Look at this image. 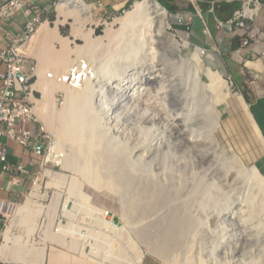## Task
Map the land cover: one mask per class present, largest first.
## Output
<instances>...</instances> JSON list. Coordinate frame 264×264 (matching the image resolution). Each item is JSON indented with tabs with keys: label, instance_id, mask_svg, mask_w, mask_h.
Returning a JSON list of instances; mask_svg holds the SVG:
<instances>
[{
	"label": "rangeland",
	"instance_id": "rangeland-1",
	"mask_svg": "<svg viewBox=\"0 0 264 264\" xmlns=\"http://www.w3.org/2000/svg\"><path fill=\"white\" fill-rule=\"evenodd\" d=\"M66 1L70 0L56 4L49 15L34 25L28 37L15 45L23 46L24 56H21L32 85L29 99L34 108L37 107V101H44V92L35 87L40 78V63L46 56L44 53L48 54L50 60L61 54L66 56V63L60 69L51 67L47 70L51 80L56 77L61 79L71 68H80L84 63L89 66L91 63L90 67L96 71L103 69V65L106 69L110 66V73L105 72L104 75L101 72L99 79L92 83L89 111L91 119L98 118L100 121L97 127H93L96 136L103 137V143L112 145L115 152L118 151L115 154L118 164L116 162L113 170L117 174L113 176L112 171L105 172L109 184L114 180L113 186L101 181L102 185L97 188L84 173L66 168L63 163H47L53 154L61 156L60 160L69 158L83 162L84 158L70 145L61 147L58 127H50L45 117L35 112L38 122L46 130L41 138L46 144V152L41 157L25 196L11 203L18 204L19 209L26 208L32 200L30 194L37 187L42 199L36 202L43 209L37 210L34 218L35 222H39H33L35 225L45 229L55 224L49 229L50 235L61 237L58 229L61 223L72 227V236L82 245H88V254L92 251V245L99 247L96 257H82L56 244H50L49 248L68 252L87 264H138L139 256L143 259L139 264H264V218L262 215H245L239 211L241 208L246 211L256 204L251 192L255 187L243 175L245 181H239L237 172L242 171L244 166H256L261 172L258 164H264V135L258 126L261 133L257 130L248 112L235 97L239 95L244 98L248 106L243 94L223 71L211 65L209 54L205 51L206 55L202 57L205 64L229 83L230 92L235 96L219 105L222 123L214 138L209 122L212 115L202 111L204 109L201 107L202 110L199 109L198 105L195 107L191 129L196 137L204 139L207 147L202 145L194 148L188 145L181 136V123L176 125L179 130L172 122L175 115L183 111L174 105L172 83H176L177 79L173 81L170 75H164L165 81L161 86L159 83L144 86L138 92L141 99L136 100L138 103L125 99L115 104L117 94L111 86L124 85L131 77L140 79L147 73L151 62L147 52L141 49L137 56L115 54L116 46L109 45L108 33L110 31L115 37L125 40L129 32L118 20L133 11L136 4L143 0H136L125 11L117 14L103 12L95 4L84 0L92 11L94 22L86 27L74 18L66 20L60 14L59 5ZM167 15V22L171 24L168 12ZM45 24L53 32V38L48 44L35 47L33 39ZM169 32L181 44L189 47H185V57L198 51L199 48L189 37L178 34L172 24ZM88 33H93L92 41L104 42L102 48L92 51L97 56L95 59L93 55H85L80 51L86 48L87 42L83 36ZM135 48L139 49L137 45ZM172 70L177 72L176 68ZM190 75L183 71L186 80ZM184 95L193 102L190 91L187 90ZM67 105V94L64 90H57L50 99L48 113L57 116ZM110 109L114 115L109 114ZM158 109L162 111L161 115L156 112ZM149 114L159 115L157 121H146ZM34 129L38 134V129ZM106 145L86 139L82 155L95 149L99 153L96 158L100 159L102 151H107ZM205 148L215 157L199 156L198 152ZM126 157L132 164L129 167L123 164V158ZM258 192L257 196H260ZM209 195L212 200H208ZM6 216L7 220L1 223L0 248L4 244L7 229L15 226L14 234L19 239L18 249L15 247L13 253L21 252L28 260L35 262L40 246L24 244L21 247L28 233L24 226H19V220L21 216L26 217V213L20 217ZM232 218L238 220L232 221ZM30 238L41 243L37 232ZM67 239L68 242L72 241L71 237ZM0 260L5 264H13L3 259L1 249Z\"/></svg>",
	"mask_w": 264,
	"mask_h": 264
},
{
	"label": "bare ground",
	"instance_id": "bare-ground-1",
	"mask_svg": "<svg viewBox=\"0 0 264 264\" xmlns=\"http://www.w3.org/2000/svg\"><path fill=\"white\" fill-rule=\"evenodd\" d=\"M58 11L65 17L66 20L69 17H72L77 22H81L85 27L89 23H94L92 11L84 0H70L64 3L62 2L59 5ZM167 16V11L160 4H158L156 0H143L142 2L136 4L133 11L127 13L124 18L118 20L121 22L122 26L129 32V36L126 37L125 40H122V37H115L109 31L107 38L110 42V46H116L117 52L115 54L121 53L127 54V56H137V53L140 52L138 50L141 49L147 52L146 55L151 62V64L148 65L147 73L145 75L143 74L140 79L131 77L124 85L111 86L112 91L117 94V101L115 104L124 101L125 99L141 101V99L139 98L140 96H138V92L142 91V88L146 85L159 83V86H161V84L165 81L164 75L168 74L173 77V81L177 79L176 83H172L173 92L171 95L174 98V105L181 108L183 111V113L181 114L177 113L178 115H175V118L171 117V119L173 118L172 122L175 125V128L177 123L180 122L181 124L179 127L182 130L181 136L184 138L188 145L194 148L201 147L202 145H204V147H207V143L204 141V139L196 137L194 135V131L191 129L195 107L198 105L199 109L202 108L204 109H201L202 111H205L206 113L213 116L212 117L211 115H209L211 116V118L208 119L213 131L214 138L215 133H217L216 130H218L222 123L223 115L219 111V105L225 103L228 99L235 95L232 96L229 88V83L224 80L218 72L214 74L212 68L208 67V65L205 64V61L202 58L204 55H206L205 50L199 48L198 51H194V53L191 54L190 57H185L184 50L187 46H185V44H181V42L177 40L176 36L169 32L170 26L167 22ZM118 34L120 33L118 32ZM53 35V32L46 24L42 25L39 28L37 35L33 39V45L35 47H40L41 45L48 44L50 39L53 38ZM92 36L93 33H88L83 36L85 41L87 42V45L86 48L80 51H83L85 55H93L95 59L97 56L95 55V53L92 54V51H94L96 48H102L104 46V42H94L92 41ZM136 45L139 49L135 48ZM22 49L23 46H19L16 51L19 55L24 56V54L22 53ZM44 54L46 56H43L42 62L40 63V78L35 87L41 89L44 92L45 97L43 102L37 101V107L34 108V110L37 114L45 117L50 127H53L54 129L58 127V142L61 147L64 145H70L77 154L84 158L83 162L77 161L75 159L69 160V158L60 160L61 156L53 154L50 155L49 159L46 162H54L55 164L63 163L66 168H74L76 171L84 173L88 176L89 181L95 184L97 188L98 186L102 185L103 182L100 183L101 181L106 182L108 185L113 184L114 180L112 181L113 183L110 182L109 184L110 180H107L108 178H105V176L108 177L107 175H105V172L112 171L113 176L117 174L116 172V174H114L113 170L114 167H116L115 164L117 162V158L115 154L118 151L115 152L116 150L112 148V145L110 146L109 144L106 145V143H103V141H105L103 137L100 138L99 136H96L97 134L95 133L97 132H95L96 130L94 128L97 127V122L100 121L97 120L98 118L91 119L89 111L91 110L90 95L92 94L93 90L92 83L99 79V75L101 72L104 75H106L105 72L110 73L112 71L109 69L110 66H108L106 69V67H104L103 65V67H101L103 69L100 68L101 70L96 71L93 67H90L91 63L90 66L88 63H84L80 68L73 67L67 73L65 72V76L62 75L61 79L56 77L55 79L51 80V77L47 75V70L51 69V67L60 69L62 65L66 63V56H64V54H61L58 57L56 56V58H54L53 60H50L47 57L48 54ZM172 68H176L177 72H173ZM184 70L186 72V75L187 72L191 74L190 76H188L187 80L183 76ZM57 90L65 91V93L67 94L68 105L57 116L53 117L48 113V107L50 106V99L52 98V94ZM187 90L191 92L192 95L190 98L193 100V102H190L189 99L185 97L184 94H186ZM235 97H237V102L240 104V106H242V108H244L248 112L255 125V122L249 112V107L247 106L244 98L240 97L239 95H236ZM191 106H193V109ZM156 112L161 115L162 111L158 109L156 110ZM109 114L114 115L111 109L109 110ZM159 115L157 116L149 114L147 115L148 117H146L145 120L149 123H153L157 121ZM256 128L258 130V127ZM86 139L91 141L97 140L102 145H106L105 147H107V151L104 150L102 151V153L100 152L102 154L100 155V159L96 158L97 154L99 153L95 149H91L89 154L82 155V150L85 145ZM198 153L199 156L201 154L203 158L208 156L215 157L210 152V150H207L206 148L199 151ZM123 159L120 158L121 161L123 160V164L126 167H129L131 164L130 159H128L127 157ZM106 165L107 167H105ZM223 166H225V164H223ZM46 173L49 174L50 172L46 171ZM242 175L245 180L251 181L253 187H255L253 188V190H251V192L255 196L253 200L255 201L254 204L256 205L249 207L246 211L241 208L239 210L240 213L253 216L262 215L264 218V177L256 166H253L251 168H247L246 166L242 167V171L240 170L237 172V179L239 181H245ZM37 183L38 182L36 181V184ZM258 190L261 193L260 196H257V194L259 193ZM30 195L32 200L26 208L19 209L18 204L8 202L4 204L5 206L3 205L2 209L7 215L12 217H20V215H22L24 212L26 213L27 216H21L19 220V226L21 228L22 226H24L25 232L28 233L23 241H20L22 243L21 247L24 244H31V246H40L38 259L35 262H31L25 257L23 253H13V249L15 247H17L18 249L19 238H17V236L14 234V230L16 229L15 226H11L5 232L4 244L2 249V254L5 257L6 262L15 264L42 263L45 261L47 250L50 244H56L64 248H69L71 251L78 253L82 257H96V250L99 247L92 245V251L90 254H88L86 251L88 245H82L78 240H76V237L74 235L72 236V227L63 226L61 223H59L60 225H58V229L62 235L61 237H57L56 235L51 236L49 232L50 227L55 224H51V226H49L48 228L46 227L45 229L44 227L35 225L33 223L35 222L34 216H37V210L43 209V207L39 206L37 204L38 202L36 201L42 199V197L39 195V189L37 187L33 189ZM212 199L213 198H211L209 195L208 200ZM66 214L69 215L68 213ZM107 216H109V214ZM228 217L231 219L230 215H228ZM37 220L39 219L37 218ZM235 220L237 221L238 219L232 218V221ZM37 222L35 223L37 224ZM239 222L242 224V221ZM52 223H54V221ZM35 232L39 234L41 243H37L36 240L32 241V239L30 238V236H32ZM68 237H71L72 241L68 242ZM27 256L29 255L27 254ZM141 259L142 258L139 256V262L141 261L142 263L143 259Z\"/></svg>",
	"mask_w": 264,
	"mask_h": 264
},
{
	"label": "crops",
	"instance_id": "crops-1",
	"mask_svg": "<svg viewBox=\"0 0 264 264\" xmlns=\"http://www.w3.org/2000/svg\"><path fill=\"white\" fill-rule=\"evenodd\" d=\"M61 1L36 0L13 16H0V53L10 48L13 40L24 36L30 23L49 15L53 7ZM87 1L101 8L103 12L117 14L125 11L136 0ZM160 1L168 10L176 32L188 36L195 46L205 50L212 65L223 71L243 94L256 127L264 135V0ZM4 4V1H0V9ZM5 72V64L0 62V93L5 88L1 79ZM0 148L7 151L10 164L23 167L26 173L15 171L13 175L21 182L16 186L10 185V189H7L8 180L2 183L5 190L0 191V198L9 202L16 201L29 190L41 157L32 149L5 138L0 139ZM1 223L0 216V245ZM0 249L2 254L3 246ZM3 259L5 260L4 256ZM0 264L5 263L0 260ZM39 264L87 263L68 252L49 248L45 261Z\"/></svg>",
	"mask_w": 264,
	"mask_h": 264
},
{
	"label": "built area",
	"instance_id": "built-area-1",
	"mask_svg": "<svg viewBox=\"0 0 264 264\" xmlns=\"http://www.w3.org/2000/svg\"><path fill=\"white\" fill-rule=\"evenodd\" d=\"M0 1L5 2L0 9V16L10 17L23 11L27 5L35 3L36 0ZM38 22L30 23L24 36L13 40L12 46L0 53V62L4 63L6 67V72L1 75L5 88L0 93V139L5 138L15 142L25 148L32 149L36 155L44 157L46 144L41 138L46 134V130L38 122L34 106L29 99L32 85L23 64V57L17 53L18 46H15L28 37V33L32 32L34 25ZM34 127L38 129V134ZM15 171L26 174L23 167H15L8 162L7 151L0 148V191L5 190L2 183L6 180H8L7 189H10V185L16 186L21 182L17 176L13 175ZM5 203L8 201L0 198L2 222L7 220V214L2 209Z\"/></svg>",
	"mask_w": 264,
	"mask_h": 264
},
{
	"label": "trees",
	"instance_id": "trees-1",
	"mask_svg": "<svg viewBox=\"0 0 264 264\" xmlns=\"http://www.w3.org/2000/svg\"><path fill=\"white\" fill-rule=\"evenodd\" d=\"M159 1V3L161 4V5H163L162 3H161V1L160 0H158ZM164 6V5H163ZM258 167L260 168V170H261V172L264 174V164H258Z\"/></svg>",
	"mask_w": 264,
	"mask_h": 264
},
{
	"label": "water",
	"instance_id": "water-1",
	"mask_svg": "<svg viewBox=\"0 0 264 264\" xmlns=\"http://www.w3.org/2000/svg\"><path fill=\"white\" fill-rule=\"evenodd\" d=\"M156 1H157L158 4H160L158 0H156ZM160 5H161V4H160ZM161 6H162V5H161ZM162 7L168 12V10H167L164 6H162ZM168 23H169V22H168ZM170 25H171V24L169 23V26H170ZM174 36H175V35H174Z\"/></svg>",
	"mask_w": 264,
	"mask_h": 264
},
{
	"label": "clouds",
	"instance_id": "clouds-1",
	"mask_svg": "<svg viewBox=\"0 0 264 264\" xmlns=\"http://www.w3.org/2000/svg\"><path fill=\"white\" fill-rule=\"evenodd\" d=\"M12 46V45H11ZM6 201V200H5ZM9 202V201H8ZM11 203V202H10Z\"/></svg>",
	"mask_w": 264,
	"mask_h": 264
}]
</instances>
